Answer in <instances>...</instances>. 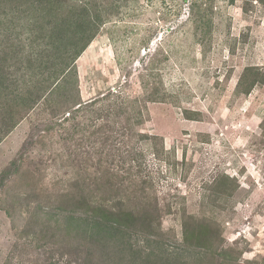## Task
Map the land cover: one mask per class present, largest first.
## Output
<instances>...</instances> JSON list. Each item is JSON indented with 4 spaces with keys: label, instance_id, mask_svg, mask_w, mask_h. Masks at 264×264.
<instances>
[{
    "label": "rangeland",
    "instance_id": "rangeland-1",
    "mask_svg": "<svg viewBox=\"0 0 264 264\" xmlns=\"http://www.w3.org/2000/svg\"><path fill=\"white\" fill-rule=\"evenodd\" d=\"M81 3L99 25L66 65L45 29ZM12 15L0 41L23 44L10 79L33 99L13 127L14 91L0 92V264H92L74 253L88 240L64 232L89 219L74 202L150 213L170 264H199L184 222L209 224L229 264H264V0H63L28 27Z\"/></svg>",
    "mask_w": 264,
    "mask_h": 264
},
{
    "label": "trees",
    "instance_id": "trees-1",
    "mask_svg": "<svg viewBox=\"0 0 264 264\" xmlns=\"http://www.w3.org/2000/svg\"><path fill=\"white\" fill-rule=\"evenodd\" d=\"M62 1L0 0V17L3 20L2 22H4V24L1 23L0 25L5 27V30L9 29L8 24L11 22L9 20V14L13 12L14 16L12 15L13 18L11 20H15L16 24L22 26L25 22L26 27H28L27 25H29L30 19L35 23H39L40 12L44 10L50 14L49 16L42 17L43 23L47 25V21L54 18L55 11L60 7ZM86 6V4L81 3L79 6L74 7L73 17L78 15V20L70 23L61 20L58 26L59 32H53L55 31L54 26L51 29H45L46 34H49L50 47L52 46L53 48L56 44H64L65 51L70 53L72 60L67 58L69 62H65L64 64L66 65L72 64L74 66L75 61L97 31L95 29L96 27L98 28L99 22L95 12L93 13ZM34 22L30 23V26H34ZM43 28V26L40 27L41 30ZM10 37L11 33L6 32L3 40L0 41V92L4 95V92L14 91V96L11 98V115L14 118L11 126L15 127L18 119L23 118V116L19 115L20 110L25 105L23 100L25 98H29V100L30 98L33 99V96L25 97L23 88L21 87L14 90L15 83L12 82L10 77L14 73H19L20 75V69H23L22 63L26 56H24L25 52H22L23 44L22 46H16L10 41L12 39ZM78 44L81 46L76 50L75 55H73L70 49L76 48ZM17 53H20V55L17 56ZM50 74H47V79H50L49 82L53 81L49 83L51 88H45L46 93L49 91L51 93L52 86L57 87L59 82L65 78L63 71L58 77L51 76ZM21 77L23 78L24 76L21 75ZM25 77L27 79L28 76L25 75ZM247 78V75L244 74L238 81L236 86L238 92L244 94L249 93L257 82L254 78H251L247 82ZM261 81L264 83L263 80ZM31 89L34 90L35 88L31 86ZM74 205L76 208L85 207L86 216H89V219L70 216L67 218L64 226L66 236L74 233L76 238L87 239L90 244L86 250H74L75 255L80 259L90 260L92 264H170L171 261H174V259L170 260L172 257L171 254L168 255L166 253L167 251L162 254L159 246H154L151 243L157 234L154 232L155 219L150 213L134 215L127 211L111 210L101 204L92 206L86 202L82 204L80 202H74ZM212 232L213 230L209 224L198 223L195 225V223H192L190 226H187L184 222V246L196 250L197 256L194 259L199 264H213L219 258L221 261L217 264L232 263L231 256L225 251H221L220 253L216 252L213 244H211L216 237ZM135 238L144 241V244L137 243L134 241ZM178 260L180 258L175 261Z\"/></svg>",
    "mask_w": 264,
    "mask_h": 264
}]
</instances>
